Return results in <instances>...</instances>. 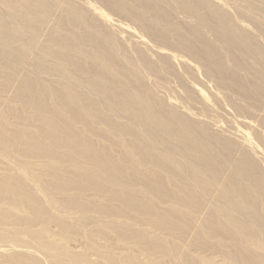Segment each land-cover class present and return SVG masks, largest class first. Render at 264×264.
Instances as JSON below:
<instances>
[{
  "label": "bare ground",
  "instance_id": "bare-ground-1",
  "mask_svg": "<svg viewBox=\"0 0 264 264\" xmlns=\"http://www.w3.org/2000/svg\"><path fill=\"white\" fill-rule=\"evenodd\" d=\"M162 257L264 264V0H0V264Z\"/></svg>",
  "mask_w": 264,
  "mask_h": 264
},
{
  "label": "rangeland",
  "instance_id": "rangeland-1",
  "mask_svg": "<svg viewBox=\"0 0 264 264\" xmlns=\"http://www.w3.org/2000/svg\"><path fill=\"white\" fill-rule=\"evenodd\" d=\"M8 161L10 162V158L8 159ZM42 185V184H41ZM40 195H43V194H40ZM44 196V195H43ZM41 198H44V199H42V200H45L46 198L45 197H41ZM55 210V209H54ZM60 211H57L56 212V210H55V212L54 213H59ZM8 215V216H7ZM57 215V214H56ZM3 216L5 217V219H6V221H14L15 219L14 218H12V216H14L13 215V213L12 212H9V211H4L3 212ZM22 217H24L22 214H20L19 213V217L18 218H22ZM37 226H39V225H37ZM58 227L57 226H54V224L53 223H51L50 224V229H49V231H50V234L49 235H51V233H59L60 231H59V228H58V230H56V231H53V230H55V229H57ZM53 229V230H52ZM59 231V232H58ZM60 235V233L55 237L56 238V242H51V246L52 247H55V248H57V249H59V250H61V249H65L66 247H67V245L68 244H70V246H72L73 248L75 247V250H80L81 248H82V246H80L79 244H76V242H74L75 243V245H73L74 243H72L71 244V240H70V238H66V237H60L59 236ZM22 236V238H24V237H26V236H24L23 234L21 235ZM24 236V237H23ZM41 237L42 238H44L43 237V235L41 234ZM28 238V236L26 237V239L24 238V240H26V241H28L29 239H27ZM77 246H80V247H78L77 248ZM71 258L72 259H74V260H80V258H79V254H73V255H71ZM140 258V257H139ZM162 260H163V264H170V262H168L167 260L165 261V259H163V257H162ZM105 261H106V259H105ZM109 261V260H108ZM109 264H114L113 262H111V261H109L108 262ZM75 264V263H74ZM103 264V263H102ZM124 264H130V263H124ZM148 264H155V263H152V262H150V261H148Z\"/></svg>",
  "mask_w": 264,
  "mask_h": 264
}]
</instances>
